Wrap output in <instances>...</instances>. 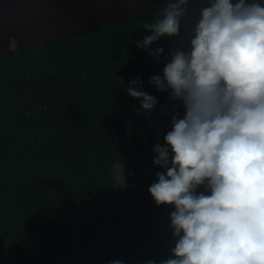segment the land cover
<instances>
[{
    "label": "trees",
    "instance_id": "1",
    "mask_svg": "<svg viewBox=\"0 0 264 264\" xmlns=\"http://www.w3.org/2000/svg\"><path fill=\"white\" fill-rule=\"evenodd\" d=\"M257 255L264 0H179L0 56V264Z\"/></svg>",
    "mask_w": 264,
    "mask_h": 264
},
{
    "label": "water",
    "instance_id": "2",
    "mask_svg": "<svg viewBox=\"0 0 264 264\" xmlns=\"http://www.w3.org/2000/svg\"><path fill=\"white\" fill-rule=\"evenodd\" d=\"M179 0H0V56L140 17ZM264 261L252 257L246 264Z\"/></svg>",
    "mask_w": 264,
    "mask_h": 264
}]
</instances>
